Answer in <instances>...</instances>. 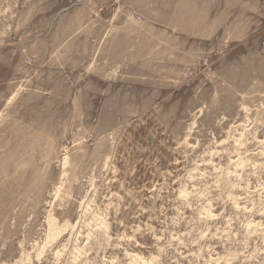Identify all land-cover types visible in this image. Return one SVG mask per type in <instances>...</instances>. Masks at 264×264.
I'll return each mask as SVG.
<instances>
[{
  "label": "rangeland",
  "instance_id": "374dc122",
  "mask_svg": "<svg viewBox=\"0 0 264 264\" xmlns=\"http://www.w3.org/2000/svg\"><path fill=\"white\" fill-rule=\"evenodd\" d=\"M0 264H264V0H0Z\"/></svg>",
  "mask_w": 264,
  "mask_h": 264
}]
</instances>
